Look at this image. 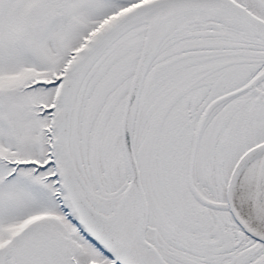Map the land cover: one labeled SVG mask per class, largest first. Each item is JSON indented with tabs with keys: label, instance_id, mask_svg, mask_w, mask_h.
<instances>
[{
	"label": "snow or ice",
	"instance_id": "snow-or-ice-1",
	"mask_svg": "<svg viewBox=\"0 0 264 264\" xmlns=\"http://www.w3.org/2000/svg\"><path fill=\"white\" fill-rule=\"evenodd\" d=\"M0 264H264V0H0Z\"/></svg>",
	"mask_w": 264,
	"mask_h": 264
}]
</instances>
